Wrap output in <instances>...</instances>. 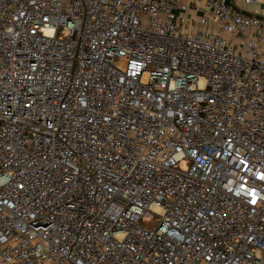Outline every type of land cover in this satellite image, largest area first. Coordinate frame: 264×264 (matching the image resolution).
<instances>
[{
    "label": "built area",
    "instance_id": "obj_1",
    "mask_svg": "<svg viewBox=\"0 0 264 264\" xmlns=\"http://www.w3.org/2000/svg\"><path fill=\"white\" fill-rule=\"evenodd\" d=\"M0 264H264V17L0 0Z\"/></svg>",
    "mask_w": 264,
    "mask_h": 264
},
{
    "label": "crops",
    "instance_id": "obj_2",
    "mask_svg": "<svg viewBox=\"0 0 264 264\" xmlns=\"http://www.w3.org/2000/svg\"><path fill=\"white\" fill-rule=\"evenodd\" d=\"M239 4L244 6L245 10L250 14H257L264 17V0H258L251 4H245L244 0H236Z\"/></svg>",
    "mask_w": 264,
    "mask_h": 264
},
{
    "label": "rangeland",
    "instance_id": "obj_3",
    "mask_svg": "<svg viewBox=\"0 0 264 264\" xmlns=\"http://www.w3.org/2000/svg\"><path fill=\"white\" fill-rule=\"evenodd\" d=\"M183 167H184V165H183Z\"/></svg>",
    "mask_w": 264,
    "mask_h": 264
}]
</instances>
